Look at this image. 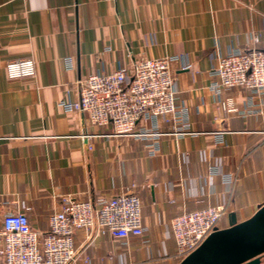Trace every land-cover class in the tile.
I'll use <instances>...</instances> for the list:
<instances>
[{
	"label": "crops",
	"instance_id": "obj_1",
	"mask_svg": "<svg viewBox=\"0 0 264 264\" xmlns=\"http://www.w3.org/2000/svg\"><path fill=\"white\" fill-rule=\"evenodd\" d=\"M251 48L264 49V0H0V230L5 214L24 211L47 232L63 199L134 185L145 234L120 242L77 231L74 264H180L176 217L216 206L226 210L219 229L232 213L250 219L264 205V96L250 106L249 92L218 97L210 86L221 56ZM179 55L175 87L194 134L162 136L154 156L148 141L112 136L110 125L59 105L77 100V82L90 75ZM19 58L36 62V76L8 79L7 62Z\"/></svg>",
	"mask_w": 264,
	"mask_h": 264
},
{
	"label": "built area",
	"instance_id": "obj_2",
	"mask_svg": "<svg viewBox=\"0 0 264 264\" xmlns=\"http://www.w3.org/2000/svg\"><path fill=\"white\" fill-rule=\"evenodd\" d=\"M181 59L180 55L142 59L111 74L90 75L77 82V100L63 99L59 105L68 113H86L95 126L110 125L112 136L148 141L146 147L154 156L160 151L162 136L194 134L190 112L175 87L174 65ZM66 63L73 68L74 58L69 56ZM189 68L187 63L181 66L182 70ZM5 69L10 80L31 78L37 72L32 58L10 60ZM211 76L210 90L216 96L244 90L250 94L251 106L255 98L264 96V49L231 50L218 59ZM229 111L237 109L229 107ZM162 124H170L173 130L164 133ZM217 136L221 138V133ZM224 180L232 182L233 178L225 175ZM134 188L110 198L63 199L61 209L49 218L47 232L34 229L24 211L5 214L0 230V264H74L81 257L75 244V234L80 230L89 240L99 234L120 242L143 236L142 202ZM225 214L224 207L210 206L176 217L170 236L177 255L183 260L196 251ZM84 261L88 263L90 258Z\"/></svg>",
	"mask_w": 264,
	"mask_h": 264
},
{
	"label": "water",
	"instance_id": "obj_3",
	"mask_svg": "<svg viewBox=\"0 0 264 264\" xmlns=\"http://www.w3.org/2000/svg\"><path fill=\"white\" fill-rule=\"evenodd\" d=\"M264 255V205L248 220L230 215V226L217 228L180 264H261Z\"/></svg>",
	"mask_w": 264,
	"mask_h": 264
}]
</instances>
